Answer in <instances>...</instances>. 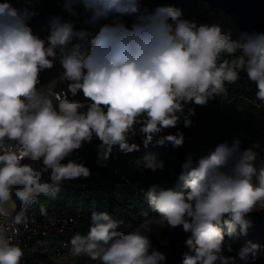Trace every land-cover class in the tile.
<instances>
[{"label": "clouds", "instance_id": "obj_1", "mask_svg": "<svg viewBox=\"0 0 264 264\" xmlns=\"http://www.w3.org/2000/svg\"><path fill=\"white\" fill-rule=\"evenodd\" d=\"M76 3L92 22L111 20L85 50L73 42L82 33L72 22L54 19L44 40L27 23L35 15L31 0L19 8L10 0L0 3V264H21L25 256L13 237L19 235L18 225L27 228L29 205L41 195H54L64 181L90 176L83 164L63 162L83 142L98 138L101 166L114 146L124 155L139 151L140 144L129 142L137 132L147 148L156 134L177 125L185 104L206 105L226 93V83L240 80L241 72L255 85L256 106H264V34L232 40L218 25L182 19L177 7L149 12L140 0H69L65 7L72 12ZM125 16L135 17L131 26ZM57 60L67 90L55 91V82L39 88L41 71ZM189 115L195 110L190 108ZM192 123L184 118L185 127ZM184 139L177 133L156 143L181 146ZM256 148L258 143L241 150L239 140L232 147L220 143L195 167L190 159L182 165L180 179L188 191L153 185L147 192L148 204L164 224L190 233L185 243L193 254L186 253L183 264H237L235 257L222 254L223 228L229 237L238 226L246 234L251 225L246 216L264 209V162L257 168ZM26 158L30 162L22 163ZM145 167L155 172L164 165L149 158ZM16 200L21 211L14 215ZM117 223L107 212H93L87 235L73 236L67 255L97 264H164L165 254L150 252L149 228L124 234L116 231ZM259 247L241 248L239 260L251 256L255 261Z\"/></svg>", "mask_w": 264, "mask_h": 264}, {"label": "trees", "instance_id": "obj_2", "mask_svg": "<svg viewBox=\"0 0 264 264\" xmlns=\"http://www.w3.org/2000/svg\"><path fill=\"white\" fill-rule=\"evenodd\" d=\"M68 2L69 0H66L65 4L61 5L56 0H40L38 10H44L46 14L27 21L33 34L47 40V37L51 34V26L54 19L59 18L62 23L71 22L70 19L74 16V9L72 8V12L67 10L65 6ZM140 2L142 9L146 7L149 12L154 11L159 6L177 7L182 11V19L189 21L199 19L208 26H219V24L215 22V8L207 5L222 6L227 15L233 12L226 5V2L222 3V0H140ZM33 3L34 0H31L30 11L32 12L34 11ZM22 4H24V0H19V6ZM66 13H70L71 16L65 18ZM236 14L238 17L236 21L237 30L232 32L222 31V34H228L232 40H239L242 34L251 33L248 17L257 15L260 17L255 21L254 28L258 31V34H264V0H240V9L236 11ZM123 19L126 21L127 26H131L135 17L125 16ZM110 22V19L106 21V23ZM98 30L91 27L74 25V31L82 33V35L74 38L73 42L79 43L81 50L89 49ZM240 77V80L234 84H225L226 93L216 95L214 99H209L207 103L208 112H203L200 115L203 121L199 125V128L207 132H217L215 138L221 143H227L229 147H232L236 140L240 141L241 150L251 147L254 143H258L259 148L254 149V151L257 152L256 165H259L264 162V152H262V148H264V139H262L264 138V106L259 108L256 106L259 104V101L255 99L256 89L248 90L245 87L246 74L241 72ZM221 104L222 106L220 107L219 105ZM219 125L225 126L229 131L227 133L217 131L215 127ZM136 127L138 128L139 125ZM251 127L257 128V131L252 130L255 132V136L252 138L230 137L234 130L250 129ZM177 133L179 131L175 127L163 129L154 136L153 142L147 148H144L140 134L137 132V135L133 137V141L140 144V150L127 155L120 152V169L134 174L131 184L120 180L118 175L108 165L103 164L101 166L98 164V151H94L89 155L88 162L89 168L95 170L96 173L94 181L91 184H88L84 188L61 185L59 191L54 195H41L30 206L38 210L43 209L47 213L80 215L85 235H87L93 212L97 214L107 212L118 222L116 231L123 232L124 234L133 232L145 221L159 218L158 213L151 209L146 199V194L151 187L159 185L160 188L165 190L170 189L174 192L188 191L184 187V181L180 179L182 165L190 159L192 162L191 166L195 167L199 160L204 158L205 154L208 153V150L198 149L191 142L188 145L190 152L183 161L178 155V152L182 149V145L173 146L169 141H165L163 145L156 143L157 140L167 135H177ZM149 158H155L156 161L162 162L164 166H172L175 170L163 181H136L141 170L148 169L145 167V164ZM47 178V175H45L44 179ZM253 183L254 185L258 184L255 177H253ZM246 219L251 221L246 234L241 233L238 226L236 233L229 237L226 234V228H223L225 240L222 245V254L226 257H235L237 264H255V262L264 258V209H254L246 216ZM189 236L190 233L184 236L183 242H181L175 254L165 255L166 260L164 264H183L184 255L186 253L189 255L193 254L185 243ZM250 243L260 246L256 260L253 261L250 256L247 262L240 261L238 257L240 249L248 246ZM229 246L232 249L230 252L227 250ZM94 262L87 257H81L75 264H93ZM214 264H220V261L218 260Z\"/></svg>", "mask_w": 264, "mask_h": 264}, {"label": "built area", "instance_id": "obj_3", "mask_svg": "<svg viewBox=\"0 0 264 264\" xmlns=\"http://www.w3.org/2000/svg\"><path fill=\"white\" fill-rule=\"evenodd\" d=\"M3 2H5V0H0V3ZM10 2L14 6L18 8L20 7L19 0H10ZM70 16V13L65 14V18ZM63 71L64 70L57 60L53 68L41 71V83L38 87L46 90L53 84V82H55V91H66L68 81L62 79ZM244 85L248 90L255 89V85L250 83L248 80L244 81ZM76 99L82 100L83 98L78 96ZM219 106L221 107L222 104ZM6 143L15 144L16 142L7 141L6 138ZM99 143L100 141L95 137H93V140L90 143L83 142L81 148L74 150L72 154L69 157H66L63 162L66 163L69 159H71L76 163L83 164L89 168V155L94 151H99ZM120 161V151L118 150V146H114L110 158L107 161H104L103 164L108 165L118 175L120 180L127 184H131L134 174L121 170L119 167ZM26 162L30 161H28L27 158L25 161H22V163ZM89 170L91 174L88 178H77L71 181H64L61 185L83 188L86 187L94 181L96 174L95 170H91L90 168ZM20 211V201L16 200L14 215ZM25 215L28 217L27 228H25L23 224L18 225L17 227L20 229L19 235L13 237V242L19 243L25 252V256L22 258L21 264H44L45 262L50 264H58V262L69 264L64 259L66 257H70L67 254L71 247L70 241L72 237L77 234L85 236L80 215L69 213H47L45 211L42 212V210H38L30 205L28 206ZM9 235H11V231L9 232ZM255 264H264V258L255 262Z\"/></svg>", "mask_w": 264, "mask_h": 264}, {"label": "rangeland", "instance_id": "obj_4", "mask_svg": "<svg viewBox=\"0 0 264 264\" xmlns=\"http://www.w3.org/2000/svg\"><path fill=\"white\" fill-rule=\"evenodd\" d=\"M59 4H64L66 0H56ZM226 2V5L233 10V12L229 15L225 14V11L222 9V6H213L207 5L209 7L215 8L216 18L215 22L219 24L221 31L229 32V31H236L237 30V14L236 11L240 9V0H222V3ZM34 13L35 15L32 18H36L40 15H45L46 11L38 10L40 5V0H34ZM74 9V16L70 19L73 25L81 26V27H91L92 29H99L101 25L105 24L107 20H100L92 22L90 19V13L85 11L82 4L76 3L72 5ZM260 16H251L248 17V25L250 27L251 33L248 35H257L258 31L254 28L255 21ZM191 22H195L198 26L199 25H207L204 22L200 21L199 19H192ZM192 108L195 110V115H189V109ZM205 112H208V105L198 106L195 104H185L183 112L177 113L180 119L175 126L176 130L179 133H183L184 135V143L182 145V149L178 152L179 158H182L184 161L187 158V155L190 152V148L188 145L192 142L198 149L201 150H208V153L205 154V157L209 155L213 149L216 148L221 142L215 138L217 132H207L203 129L199 128V125L202 123V119L200 115ZM188 117L193 121L192 125L189 127L184 126V118ZM215 129L219 132L227 133L229 130L225 128L223 125L216 126ZM257 131L256 127H251L250 129H243V130H234V132L230 135L231 138H252ZM257 135V134H256ZM261 136V135H260ZM258 137V135H257ZM264 139V138H262ZM130 143L133 142V138L129 141ZM262 152H264V148H262ZM181 160V159H180ZM257 168L261 166V164L256 165ZM175 169L172 166H164L162 169H157L153 172L151 169H144L141 170L140 174H138L136 181L142 182H151V181H163L168 175L174 171ZM149 228L151 231L147 233L149 235L151 241V248L150 252L153 250H160L165 255H172L175 254L181 242H183L184 236L187 234L182 230V227H177L175 229L169 228L166 224L162 222L160 218L151 219L142 223L136 230L143 231V228ZM135 230V231H136ZM79 258L81 257H66L64 260L69 264H74ZM44 264H50L45 262ZM58 264H65L63 262H58ZM93 264H97L95 261ZM242 264V263H239Z\"/></svg>", "mask_w": 264, "mask_h": 264}]
</instances>
